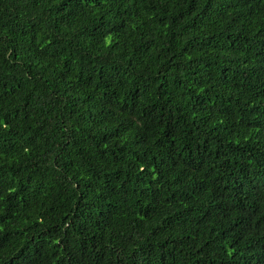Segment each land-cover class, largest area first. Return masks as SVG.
Masks as SVG:
<instances>
[{"label": "trees", "instance_id": "16d2710c", "mask_svg": "<svg viewBox=\"0 0 264 264\" xmlns=\"http://www.w3.org/2000/svg\"><path fill=\"white\" fill-rule=\"evenodd\" d=\"M0 264H264V0H0Z\"/></svg>", "mask_w": 264, "mask_h": 264}]
</instances>
